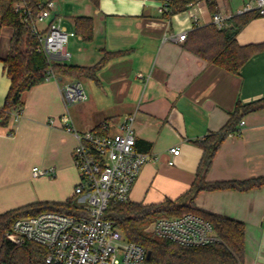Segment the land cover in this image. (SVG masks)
<instances>
[{"label":"crops","instance_id":"obj_1","mask_svg":"<svg viewBox=\"0 0 264 264\" xmlns=\"http://www.w3.org/2000/svg\"><path fill=\"white\" fill-rule=\"evenodd\" d=\"M57 1L63 27L76 32L68 44L71 60L65 63L91 67L106 51L120 53L98 71L97 79H79L88 99L72 105L70 113L80 132L104 125L111 133L125 117L136 115V148L149 160L133 184L130 201L188 202L194 185L204 181L264 177V107L238 119L235 133L220 145L206 175L200 167L204 149L197 142L223 130L238 104L264 98V16L252 18L236 36L240 45L262 46L239 75L190 51L187 37L178 39L214 24L215 14L226 17L230 26V19L246 12L250 2L256 7V0H217L216 12L199 1L170 17L160 12V0H99L97 6L91 0ZM79 16L92 17V40L77 32ZM14 34L0 18V108L12 85L4 59L14 52ZM22 101L20 121L12 117L8 125L0 126V214L37 202L77 199L74 191L80 177L73 163L77 138L61 122L65 103L60 83L36 85L23 93ZM173 147L180 148L179 155L170 152ZM36 166L55 167L56 176L34 177ZM193 205L202 213L242 222L246 228L242 264H264V185L202 189Z\"/></svg>","mask_w":264,"mask_h":264},{"label":"built area","instance_id":"obj_2","mask_svg":"<svg viewBox=\"0 0 264 264\" xmlns=\"http://www.w3.org/2000/svg\"><path fill=\"white\" fill-rule=\"evenodd\" d=\"M167 9V1H160V12ZM251 10H257L264 16V0H256V7L248 3L245 11ZM15 11L29 25L30 33L38 41L36 50L46 56L51 66L71 59L68 44L76 32L63 27L57 0H47L36 18H32L24 0L16 3ZM189 11L197 20L196 14L191 9ZM213 21L220 29L227 26V18L223 15L215 14ZM186 37L187 33H184L178 39L184 41ZM60 78L50 67L45 81L60 83L65 103L61 122L77 138L73 163L80 177L74 191L79 207L76 205L78 210L75 213L47 210L20 217L13 222L7 238L17 245L31 241L43 246L47 249L46 261L50 264H166L151 260L145 248L129 241L116 222L106 217L111 202L130 200L133 184L149 160L136 148V115L125 117L114 133L108 131L107 126L102 131L91 129L80 132L74 126L70 107L85 102L88 95L79 80ZM12 117L19 122L22 110L14 112ZM49 122L52 124L55 121L50 119ZM170 152L179 155L180 148L173 147ZM169 164H174V161H169ZM56 173L55 167L36 166L32 169L34 177L53 178ZM153 234L186 247H201L223 241L211 221L191 212L156 219Z\"/></svg>","mask_w":264,"mask_h":264},{"label":"trees","instance_id":"obj_3","mask_svg":"<svg viewBox=\"0 0 264 264\" xmlns=\"http://www.w3.org/2000/svg\"><path fill=\"white\" fill-rule=\"evenodd\" d=\"M21 0H0V18L4 25L14 29V52L4 59L7 74L12 80L5 105L0 108V126L9 124L13 113L23 108L22 95L32 87L45 82L46 72L52 67L62 77L81 79L83 77L97 79L98 71L110 58L119 52H105L100 62L91 67L76 66L67 63H48L46 56L36 50L38 41L30 33V27L23 16L15 11V5ZM32 13V18L46 6L47 0H24ZM98 5L99 0H91ZM167 1L168 9L162 13L164 17L188 9L189 5L206 1L212 11L216 12L217 0H160ZM257 10L246 11L233 16L231 25L218 28L216 24L196 28L187 35V47L190 51L235 75H239L244 65L262 49L261 45H240L236 39L238 32L250 20L259 16ZM77 32L87 41L92 40L94 23L92 17L79 16L75 19ZM264 107L262 100L246 105L238 104L231 115L228 125L218 133H212L197 142L204 149L201 162L206 175L214 160L215 154L229 134L235 133L238 119L244 114ZM104 125L96 128L103 130ZM137 146V144H136ZM204 175V177H205ZM264 185V177L244 181L206 182L195 184L190 193V200H166L161 204L146 205L132 201L111 202L106 217L116 222L124 236L151 253V260L166 264H242L246 252L245 225L229 218L198 211L193 205L194 197L202 190L236 188L247 190ZM189 196V195H188ZM59 211L75 213V199L65 202H37L0 214V264H50L47 263V249L28 241L17 245L7 238V232L13 222L24 216H32L43 211ZM195 213L211 221L223 241L201 247H186L168 239L154 237L145 233L142 226L155 218L175 217L184 213Z\"/></svg>","mask_w":264,"mask_h":264},{"label":"rangeland","instance_id":"obj_4","mask_svg":"<svg viewBox=\"0 0 264 264\" xmlns=\"http://www.w3.org/2000/svg\"><path fill=\"white\" fill-rule=\"evenodd\" d=\"M70 60H71V59H70ZM84 81H85V80H82V82H84ZM77 201H78V200H76L75 203H76V205L78 206V205H79V202H77ZM77 206H76V210H78ZM82 206H83V204H82ZM78 207H79V206H78ZM156 219H158V218H155L153 221H151V222H149L148 224L142 226V230H143L145 233L150 234V235H152V236H154V237H155V235L153 234V225H154Z\"/></svg>","mask_w":264,"mask_h":264},{"label":"water","instance_id":"obj_5","mask_svg":"<svg viewBox=\"0 0 264 264\" xmlns=\"http://www.w3.org/2000/svg\"><path fill=\"white\" fill-rule=\"evenodd\" d=\"M151 256V253L150 252H148V257H150Z\"/></svg>","mask_w":264,"mask_h":264}]
</instances>
